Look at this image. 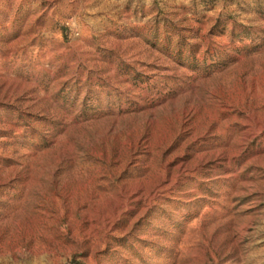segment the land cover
<instances>
[{
	"label": "rangeland",
	"instance_id": "374dc122",
	"mask_svg": "<svg viewBox=\"0 0 264 264\" xmlns=\"http://www.w3.org/2000/svg\"><path fill=\"white\" fill-rule=\"evenodd\" d=\"M0 264H264V0H0Z\"/></svg>",
	"mask_w": 264,
	"mask_h": 264
}]
</instances>
